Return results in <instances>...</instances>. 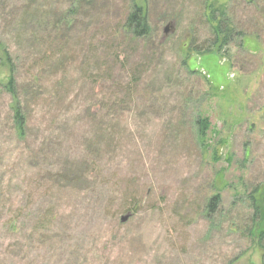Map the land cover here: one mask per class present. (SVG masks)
Segmentation results:
<instances>
[{"label": "rangeland", "instance_id": "1", "mask_svg": "<svg viewBox=\"0 0 264 264\" xmlns=\"http://www.w3.org/2000/svg\"><path fill=\"white\" fill-rule=\"evenodd\" d=\"M132 2L141 38L123 28ZM209 6L234 33L199 54ZM9 69L0 264H264L249 233L250 196L264 212V0H0V82Z\"/></svg>", "mask_w": 264, "mask_h": 264}, {"label": "trees", "instance_id": "2", "mask_svg": "<svg viewBox=\"0 0 264 264\" xmlns=\"http://www.w3.org/2000/svg\"><path fill=\"white\" fill-rule=\"evenodd\" d=\"M206 16H207V20L211 24L213 39L212 41H210V43H208L204 47L199 46L193 48L199 54H206L212 52L213 48H217V51L219 52L223 46H227L229 44L234 33V30L229 24L228 18L227 16L224 15V11L222 9L209 6ZM123 28H125L135 38H139V37L141 38L148 34L150 27L147 19V14L141 5L132 2L130 6V10L128 11V14L125 18V23L123 25ZM4 52L5 51H3V53ZM4 55H5V59H7L8 65H10V58L8 54L5 52ZM14 82H15L14 77L9 69V73L6 76L5 81L0 82V85H3V87H5L14 96L15 95V91L13 89L15 85ZM13 109H14V120L16 124V130L18 134H21L23 131V121L20 113L19 103L16 100L13 105ZM196 126H197L198 140L200 141L202 146L208 147L209 145L205 144L203 141V139L206 138L207 136V131L210 129L208 118L199 117L196 120ZM250 199L252 201L251 206L253 207V214H252L253 225L249 229V233L250 235H252L253 239L261 242L264 240L263 225L261 227L264 212L261 206L255 204V198L253 197V195L250 196ZM218 201H219V195L215 194L210 199V202L207 207L208 211L211 212Z\"/></svg>", "mask_w": 264, "mask_h": 264}, {"label": "water", "instance_id": "3", "mask_svg": "<svg viewBox=\"0 0 264 264\" xmlns=\"http://www.w3.org/2000/svg\"><path fill=\"white\" fill-rule=\"evenodd\" d=\"M166 29H167V28L165 27V29H164V34H166V32H167ZM128 217H129L128 215L123 216V217L121 218V221H126Z\"/></svg>", "mask_w": 264, "mask_h": 264}]
</instances>
